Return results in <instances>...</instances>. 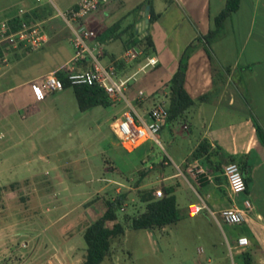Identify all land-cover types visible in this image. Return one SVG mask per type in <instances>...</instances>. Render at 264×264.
Wrapping results in <instances>:
<instances>
[{
	"label": "crops",
	"instance_id": "1",
	"mask_svg": "<svg viewBox=\"0 0 264 264\" xmlns=\"http://www.w3.org/2000/svg\"><path fill=\"white\" fill-rule=\"evenodd\" d=\"M52 1L57 10L56 15L49 11L48 17L38 20L44 23L48 34L50 33L49 43L56 35L53 33L57 31L60 23L66 24L59 17V11L66 12L76 7L81 0ZM227 1L109 0L89 18L88 24L96 35L90 45L97 47L105 66L116 67L121 79L131 78L127 97L142 113L160 100L158 93H163L166 88L170 89L168 84L179 68L184 51L188 47H195L190 54L185 77V90L195 104L180 116L167 119L161 130L162 132L165 125L170 127V136L167 139L171 148L170 158L161 150L156 152L153 148L156 143L153 141L133 152L123 149V153L140 159L144 166L138 180L142 174H146L136 189L151 185L175 187L178 201L181 197L186 198L187 205L182 209L190 217H195L189 213L191 205L205 207L196 217L202 213L212 217V213H219L227 208H244V202L249 200L252 209L248 211L245 222L241 225L225 224L227 231L223 232L228 249L229 245L236 246L241 237H247L250 241L244 252L231 255L237 256V264H245L241 258L244 253L250 256L252 264H264V140L257 129L260 126L264 136V66L257 67L256 53L247 57V62L242 64L243 50H237V27L241 26L246 16L247 19H253L259 5L264 9V0H242L240 9L225 22L218 36L208 43L205 36L215 29L214 20L225 9ZM39 3L40 5L35 3L27 12L43 8L42 2ZM11 4L1 5V9L7 13L9 11V14L0 20V24L6 20L24 18L25 6L18 12L11 13ZM147 6H150L149 15L146 14ZM245 7H250L249 15L246 16ZM152 9L159 15L154 23L151 22ZM22 10L24 14L21 13ZM147 35L153 39L154 50L150 56L145 57L143 49L131 43L136 37L142 39ZM250 35L247 32L241 48L245 47ZM132 49L141 50L143 53L134 62L126 63L123 57ZM29 51L31 49L24 46L8 47L0 56L4 62L16 58V62L11 64L14 68L12 77L0 88V145L7 143L9 146L7 154L10 157L9 162L12 163L9 170L19 168L17 158L21 153L26 157L20 160V164H23L21 168L30 169L34 163L32 156H29L33 154L35 145L34 130L29 122L42 111L34 104V98L32 99L35 96L31 89L32 86L35 88L34 81L66 67L74 57L73 54L38 78L24 79L20 74L24 69L19 67V63ZM150 59H156L157 65L143 70ZM87 65L85 63L79 68L85 69ZM68 89L54 95L63 94ZM141 91L144 92V99L139 101ZM173 122H178L179 126ZM178 139L182 143L178 144ZM184 143L189 146L186 148ZM203 145L205 148L199 153ZM159 146L164 148L162 142ZM230 162L240 166L247 182L246 193L236 198L231 197L224 176V167ZM180 178L193 187L197 198L192 197L189 190L182 186ZM106 180L127 186L124 182L119 183L110 178ZM121 192L120 189L116 190V193ZM101 201L105 204L104 198ZM99 204L97 202L88 207L89 224L105 213L106 205L99 211ZM216 257L218 261L227 262L226 254ZM211 260L210 258L209 261Z\"/></svg>",
	"mask_w": 264,
	"mask_h": 264
},
{
	"label": "rangeland",
	"instance_id": "2",
	"mask_svg": "<svg viewBox=\"0 0 264 264\" xmlns=\"http://www.w3.org/2000/svg\"><path fill=\"white\" fill-rule=\"evenodd\" d=\"M7 1L0 0V20L9 14L1 5L11 2V13L18 12L22 6L29 13L27 10L35 3L40 5L36 0ZM42 4L56 15L54 2L45 0ZM249 10L250 7H245V16L249 15ZM60 18L57 20L61 21ZM247 32L251 35L241 48ZM53 34L56 35L45 48L29 51L20 61L19 67L24 69L20 72L22 78H38L73 56L72 33L66 24L60 23ZM237 50H243L242 64L256 53L257 67L264 66L262 5L258 6L253 19L246 16L237 27ZM14 62L16 58L7 62L0 59V88L12 77ZM34 87L31 88L35 95L32 99L42 111L29 122L35 142L34 152L29 155L34 160L31 168H21L20 160L26 159L21 153L17 158L19 168L9 170L12 166L7 154L9 146L0 145V264H85L84 233L90 222L88 207L100 202L101 211L105 205L101 199L115 196L120 189L129 191L131 197L119 213L121 218L143 212L145 205L136 187L144 166L140 159L123 153L124 148L114 131L116 120L126 111L124 103L82 113L72 88L54 95L46 93L39 80L34 81ZM158 96L159 101H165L168 106L170 89L166 88ZM17 118L19 121V115ZM173 123L179 126L178 122ZM169 136L170 127L165 125L159 134L164 148L153 145L156 152L161 150L168 158L171 154ZM178 140V144L182 143ZM184 144L186 148L189 146ZM179 181L197 198L186 180L180 178ZM143 189L157 191L162 187L151 185ZM179 204L181 208L186 207V198L181 197ZM223 230L227 231L225 224L219 225L205 213L197 217L184 213L179 223L163 231L127 228L126 235L114 242L112 258L102 264H237L238 258L231 256ZM222 254L227 255V262L217 260L216 256Z\"/></svg>",
	"mask_w": 264,
	"mask_h": 264
},
{
	"label": "built area",
	"instance_id": "3",
	"mask_svg": "<svg viewBox=\"0 0 264 264\" xmlns=\"http://www.w3.org/2000/svg\"><path fill=\"white\" fill-rule=\"evenodd\" d=\"M43 2L45 0H38ZM53 2L52 0H49ZM109 0H81L76 7L60 12L59 16L64 20L72 32L74 57L70 63L58 71L64 72L70 85L75 86H99L104 89L110 100L114 103H124L126 111L116 120L114 131L119 138L124 150L133 152L149 141L161 145L159 134L169 117L168 106L165 101L156 102L147 112H141L137 105L131 103L127 97V89L130 79L123 80L117 74L114 66L107 67L101 60V53L92 47L90 42L95 39V32L88 24L90 16L96 12L102 5L107 4ZM24 14V11H21ZM50 36L43 22H26L15 29L12 20H6L0 24V46L9 48H18L24 46L31 50H39L47 45ZM142 51L132 49L125 54L123 60L126 63L134 62L142 55ZM87 63V68L81 69L80 65ZM156 59H150L143 67V70L149 66L155 67ZM49 73L39 79L41 88L48 94H54L65 90L64 83L57 76V72ZM139 101L144 99V92L139 93ZM224 176L228 182L232 198L246 193L247 183L241 171L240 166L235 162H230L224 167ZM157 197L163 196L162 190L156 191ZM205 207L203 205L189 206L191 216H196ZM252 209L249 200L244 202V208H227L219 213H212L216 222L221 225H241L245 222L248 211ZM250 241L247 237H241L236 246L229 245L231 255L236 252H244L249 246Z\"/></svg>",
	"mask_w": 264,
	"mask_h": 264
},
{
	"label": "trees",
	"instance_id": "4",
	"mask_svg": "<svg viewBox=\"0 0 264 264\" xmlns=\"http://www.w3.org/2000/svg\"><path fill=\"white\" fill-rule=\"evenodd\" d=\"M241 2L242 0L227 1L225 9L214 20L215 29L211 30L210 33L205 36V40L208 43H211L212 39L218 36L225 22L233 13L240 9ZM48 16L49 10L47 8H36L29 13H25L23 19L14 18L12 22L15 24L16 29L22 21L29 23L38 20L42 21V19ZM158 18L159 15H156L152 9L151 22L154 23ZM131 44L140 46L143 49L145 57L150 56L154 50V42L150 35L142 39L136 37ZM6 48L8 47L0 46V56H2V51ZM194 49L195 47L191 46L184 51L179 68L168 84L170 88L168 119L180 116L195 104V101L189 97L185 90L188 60ZM122 65L123 64H121V66ZM57 76L64 83L65 89L72 88L74 90L78 107L82 113L95 108H109L114 105L103 88L87 85L72 87L64 72L58 71ZM257 129L259 136L264 140L263 131L260 126H257ZM204 148L205 146L203 145L198 152L200 153ZM145 174L146 173L142 174L137 181L138 187L141 185ZM162 191L163 196L157 197L154 189H140L138 196L140 201L145 205V210L138 215H126L124 218H121L119 213L124 209L127 202L130 201V192L123 191L121 193H116L115 196L111 198H105V213L95 222L88 224L84 233V240L87 246L85 264H102L105 260L111 259L114 253V242L116 240H121L125 236L128 227L134 230L163 231L165 228L179 223L184 218V213L186 214L187 212L180 207L175 187L163 186ZM1 192L2 190L0 189V194ZM241 258L245 264H252V260L248 254H242Z\"/></svg>",
	"mask_w": 264,
	"mask_h": 264
},
{
	"label": "water",
	"instance_id": "5",
	"mask_svg": "<svg viewBox=\"0 0 264 264\" xmlns=\"http://www.w3.org/2000/svg\"><path fill=\"white\" fill-rule=\"evenodd\" d=\"M147 10H146V14L147 15H149L150 14V6H147V8H146ZM149 25L147 24V27H148Z\"/></svg>",
	"mask_w": 264,
	"mask_h": 264
}]
</instances>
